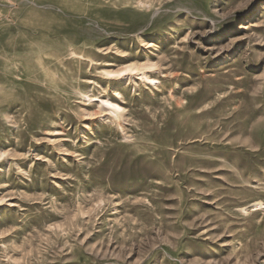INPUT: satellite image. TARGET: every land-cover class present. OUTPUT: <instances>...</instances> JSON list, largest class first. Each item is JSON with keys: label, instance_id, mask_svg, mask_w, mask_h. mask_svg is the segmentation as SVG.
I'll use <instances>...</instances> for the list:
<instances>
[{"label": "rangeland", "instance_id": "rangeland-1", "mask_svg": "<svg viewBox=\"0 0 264 264\" xmlns=\"http://www.w3.org/2000/svg\"><path fill=\"white\" fill-rule=\"evenodd\" d=\"M0 264H264V0H0Z\"/></svg>", "mask_w": 264, "mask_h": 264}, {"label": "bare ground", "instance_id": "bare-ground-1", "mask_svg": "<svg viewBox=\"0 0 264 264\" xmlns=\"http://www.w3.org/2000/svg\"><path fill=\"white\" fill-rule=\"evenodd\" d=\"M128 68V67H127ZM108 109L110 110V112L112 113V114H114V115H118L119 114V109L115 106V105H113V104H110L109 106H108ZM206 162H209L210 160H205Z\"/></svg>", "mask_w": 264, "mask_h": 264}]
</instances>
